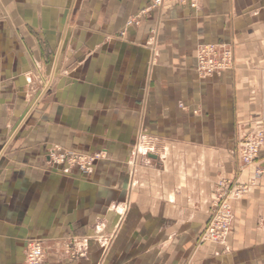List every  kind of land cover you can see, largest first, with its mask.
<instances>
[{
    "label": "crops",
    "instance_id": "0c3cea01",
    "mask_svg": "<svg viewBox=\"0 0 264 264\" xmlns=\"http://www.w3.org/2000/svg\"><path fill=\"white\" fill-rule=\"evenodd\" d=\"M153 2L0 0V264L29 241L44 264H264V143L241 174L235 152L264 133V0ZM204 44L233 68L199 79ZM255 168L226 242L201 241L217 182Z\"/></svg>",
    "mask_w": 264,
    "mask_h": 264
},
{
    "label": "built area",
    "instance_id": "2783aa9c",
    "mask_svg": "<svg viewBox=\"0 0 264 264\" xmlns=\"http://www.w3.org/2000/svg\"><path fill=\"white\" fill-rule=\"evenodd\" d=\"M164 3L187 6L190 10L195 11L199 8L200 0H154L153 7H160ZM195 59V72L201 80L220 76L225 71L231 70L234 64L232 49L222 44H204L199 46L196 49ZM263 143L264 133L262 131L244 134L238 140L236 150L241 168L240 172L254 166ZM48 158L56 166L67 164L70 168L77 167L80 172L88 174L99 155L58 154V151L52 149L48 153ZM260 174L261 171L255 168L253 178L249 181L219 180L217 191L212 201L213 210L204 230L203 241L220 245L226 242L234 220L231 201L246 195L249 187L254 185L255 179ZM43 258L44 250L39 242L29 241L26 243L23 264H43Z\"/></svg>",
    "mask_w": 264,
    "mask_h": 264
},
{
    "label": "rangeland",
    "instance_id": "374dc122",
    "mask_svg": "<svg viewBox=\"0 0 264 264\" xmlns=\"http://www.w3.org/2000/svg\"><path fill=\"white\" fill-rule=\"evenodd\" d=\"M235 152H236V155H237V150H235ZM77 155H81V154H77ZM91 156H94V155H91ZM237 158H238V156H237ZM73 168H77V167H73ZM78 169V168H77ZM241 168H240V164H239V160H238V174H241L242 172H240L241 170H240ZM243 171V170H242ZM234 180H238V179H235V178H233V181ZM219 182V181H218ZM217 182V183H218ZM217 191V184H216V190H215V192ZM233 201V200H232ZM232 207V206H231ZM124 210L126 211V207L124 208ZM212 210H213V206H212V209H211V212H212ZM210 215H211V213H210ZM209 219H210V216H209V218H208V220H207V222H206V225H205V227L207 226V223H208V221H209ZM204 230H205V228H204ZM231 231V230H230ZM230 233V232H229ZM229 235V234H228ZM203 237H204V231H203V233H202V235H201V237H200V240L201 241H203L202 239H203ZM206 242V241H205ZM43 248V247H42ZM43 250H44V248H43ZM70 250V248H68V251ZM45 258V257H44ZM44 258H43V264H44Z\"/></svg>",
    "mask_w": 264,
    "mask_h": 264
}]
</instances>
